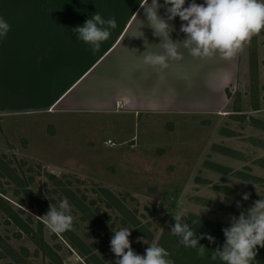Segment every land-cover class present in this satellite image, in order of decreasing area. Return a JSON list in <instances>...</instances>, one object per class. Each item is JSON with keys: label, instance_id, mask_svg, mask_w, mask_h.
<instances>
[{"label": "rangeland", "instance_id": "rangeland-1", "mask_svg": "<svg viewBox=\"0 0 264 264\" xmlns=\"http://www.w3.org/2000/svg\"><path fill=\"white\" fill-rule=\"evenodd\" d=\"M237 61L231 68L209 69L218 85L213 98V85L205 75H198L193 101L189 100L195 105H187L190 102L176 96L162 100V92L158 96L135 88L133 94L144 95L137 100L143 104L137 112L95 108L61 115L43 111L0 118V150L4 147L14 154L13 168L18 167L28 183L33 177L30 190L36 192L38 187L48 208L51 204L58 207L67 198L75 217L74 230L62 233L72 239V249L43 222L38 225L36 215L29 214V220L26 210L17 212L19 206L15 207L14 201L43 211L35 196L28 200L21 192L0 197V264H115L117 257L110 250V240L113 231L121 227L131 228V247L144 255L150 244L143 241L158 242L179 208L187 209L188 215L200 213L228 224L231 216L204 205L202 200L249 209L250 202L228 195L221 187L264 196V126L254 122H264V31L245 45ZM102 69L105 71V64ZM254 75L258 83L251 90ZM219 78L222 83H218ZM153 86L159 87L151 83L148 90ZM236 92L242 95L243 112L233 111ZM190 105L197 109L181 110ZM19 155H28L35 163L24 168ZM49 165L64 168L71 179L44 185L42 179L52 170ZM6 166L9 164L3 168ZM245 172L262 181L250 183L239 178ZM7 177L0 178V186L8 182L10 189L15 184ZM13 221L23 227L19 230ZM34 230L37 244L31 238ZM47 249L61 257L47 258Z\"/></svg>", "mask_w": 264, "mask_h": 264}, {"label": "crops", "instance_id": "crops-1", "mask_svg": "<svg viewBox=\"0 0 264 264\" xmlns=\"http://www.w3.org/2000/svg\"><path fill=\"white\" fill-rule=\"evenodd\" d=\"M140 2L141 0H0V17L11 25L7 37L0 39V118L9 114L24 116L43 111L61 115L95 108L102 111L134 109L137 112L143 109L140 108L143 104L137 100H142L144 95L138 97L139 94H133L135 88L140 93H159L158 96L162 92V100L176 96L190 102L187 105H195L189 100L193 101L192 94L196 92L195 85L200 73L213 85V98L218 85L215 86L217 82L213 74L208 72L209 69L234 67L238 62V53L231 60L220 58L218 53L210 58H193L179 42L186 37L180 32L183 22L176 17L169 21L174 27L170 36L177 41L183 59L170 61L169 66L163 70L159 66L144 63L143 57L149 52L161 53L163 49L160 38L147 25ZM191 2L192 0H186L185 7ZM195 2L203 4L204 0ZM159 3L163 5L164 0H159ZM96 12L105 19L114 17L117 27L111 31L110 38L101 44L100 50L93 54L89 45L76 39L73 29L82 26ZM159 14L166 17L164 7L159 9ZM104 64L105 71L102 69ZM221 79L219 78L218 83H222ZM151 83L158 84V89L153 86L149 91ZM184 109L190 111L197 108L190 105L181 110ZM8 150L4 147L0 150V178L3 175L7 177L3 171L5 170L7 178L15 185L10 188L13 191L8 189V182L4 183L6 186H0V197L18 196L22 192V196L29 200L31 196L43 195L38 187L36 192L30 190L33 177L28 178L30 183L24 180L20 169L16 166L13 168L14 154L7 153ZM19 160L26 165L24 168L28 165L32 167L30 163H35L28 155L25 158L19 155ZM4 164H9V167L3 168ZM50 169L52 170L47 171L42 179L44 185L48 184L47 181L71 179L70 175H66L70 173L64 168L54 166ZM105 191L111 192L108 189ZM14 204L19 206L17 212L27 211L29 220L31 215H43L33 203H30L32 209L21 206L16 201ZM36 220L38 225L42 222L39 218ZM12 223L19 230L23 227V224L16 221ZM34 235L35 230L31 238H35L32 242L37 244L35 240L39 239ZM60 235L72 246V239L64 234ZM27 236L30 237L28 234ZM45 253L52 260L61 257L52 250L47 249Z\"/></svg>", "mask_w": 264, "mask_h": 264}, {"label": "clouds", "instance_id": "clouds-1", "mask_svg": "<svg viewBox=\"0 0 264 264\" xmlns=\"http://www.w3.org/2000/svg\"><path fill=\"white\" fill-rule=\"evenodd\" d=\"M185 4L186 0H164L163 5L159 0H151V3L149 0H141L140 7L144 11L147 25L160 38L163 49L161 53L149 52L143 57L144 63L159 66L163 70L169 66L170 61L183 59L177 41L170 36L174 27L169 21L176 17L183 22L180 32L186 37L179 42L193 58H210L218 53L220 58L231 60L244 50L254 36L264 31V0H204L203 4L192 0L187 7ZM161 7L165 8L166 17L159 14ZM116 27L114 17L105 19L96 12L82 26L74 28L73 32L76 39L89 45L95 54ZM10 30L8 21L0 17V39L6 38ZM220 196L223 200V194ZM249 196L244 193L243 199L247 200ZM237 207H241L239 202ZM72 212V205L64 198L58 207L51 204L46 214L37 217L50 233L60 235L74 230L75 217ZM172 216L175 223L170 227V234L179 238V244L196 250L200 258L208 255L209 249L200 244V240L206 238L210 243H215V238L207 234L197 236L194 227L185 222L187 209L179 208ZM230 220V226L222 229L224 244L211 251L210 259L218 260L220 264H254L258 254L257 246L264 248V197L256 200L246 211H241L238 218L231 216ZM199 223L200 219H192V225ZM130 229L121 227L113 231L110 250L117 257L115 264H175L170 252L155 241H143L150 246L145 249L144 255L137 254L129 240Z\"/></svg>", "mask_w": 264, "mask_h": 264}, {"label": "trees", "instance_id": "trees-1", "mask_svg": "<svg viewBox=\"0 0 264 264\" xmlns=\"http://www.w3.org/2000/svg\"><path fill=\"white\" fill-rule=\"evenodd\" d=\"M257 83H258V79L256 78V76L255 75L252 76L250 83L251 90H255L257 88ZM227 94L229 95L230 93L228 92ZM241 96L242 95L240 92H236L235 96L233 97L234 98L233 104L235 108L233 109L234 112H238V111L243 112L241 107ZM255 108L257 109V106ZM244 116L245 115L243 114V117ZM254 122L259 123L258 125L259 127L264 126V122H261L259 120H256ZM223 151L232 154L228 149H224ZM262 166H264V163L262 164ZM229 170L231 169H228L226 171L228 172ZM234 174L235 176L238 175L237 172ZM239 178H241L244 181H248L250 183L262 181V179L258 178L257 176H253L246 172L244 174H240ZM221 188L225 192H228V195L230 193L231 196H234L235 198L243 199V194L248 193L245 191H241L239 189L230 188L226 186ZM248 194H250L249 199L245 201L250 202L249 204L251 205H253V203L256 200L264 197L261 195L260 196L254 195L252 193H248ZM36 199L40 205L41 210H43L45 213L43 211L41 212L43 213V215L46 214L49 208L44 203V200L41 198V195H38ZM202 203L204 205L212 207L214 210H217L219 212H224L229 216H236L237 218L239 217L241 211L247 210V209L246 210L236 209L229 205L227 206L221 202H216L214 200L212 201L210 199L202 200ZM192 219H197V220L200 219V223L198 225H192ZM185 222H187L190 226L194 227L197 236H200L201 234H207L215 238V243H210L206 238L200 240V244L204 245L207 249H209L208 255H206L204 258H200L197 255L196 250L191 248H185L183 245L179 244V238L172 236L170 234V227L173 226L175 223L174 218H171L168 221L167 225L165 226L164 231L162 232L161 237L158 240L159 245L163 246L166 250L170 252L171 258L175 261V264H220L218 260L212 261L210 259V255L212 250L216 249L217 247H222V245L224 244L225 237L222 229L225 227H229L230 224L224 222H218L209 219L207 217H203L202 215L199 216L197 214H192V213H190L188 217L185 218ZM257 250H258V254L256 256V261L254 262V264H264V248L257 246Z\"/></svg>", "mask_w": 264, "mask_h": 264}]
</instances>
